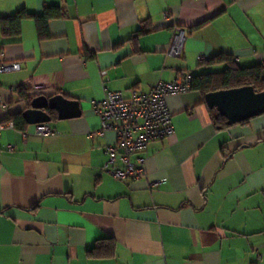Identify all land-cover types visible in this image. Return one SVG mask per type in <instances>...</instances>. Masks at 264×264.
Segmentation results:
<instances>
[{
    "label": "crops",
    "instance_id": "1",
    "mask_svg": "<svg viewBox=\"0 0 264 264\" xmlns=\"http://www.w3.org/2000/svg\"><path fill=\"white\" fill-rule=\"evenodd\" d=\"M52 6L62 16L47 38L34 18L19 36L0 28V64H21L0 73V123L31 106L10 87L34 83L81 114L49 112L45 136L26 120L0 131V264H264V114L218 128L201 92L171 95L175 133L141 152L144 178L125 181L103 171L116 135L93 105L224 69L205 56L264 64V0H0V17ZM176 26L188 31L179 57L167 53ZM107 237L111 256L88 253Z\"/></svg>",
    "mask_w": 264,
    "mask_h": 264
},
{
    "label": "built area",
    "instance_id": "2",
    "mask_svg": "<svg viewBox=\"0 0 264 264\" xmlns=\"http://www.w3.org/2000/svg\"><path fill=\"white\" fill-rule=\"evenodd\" d=\"M163 15L169 16L168 12ZM187 32L182 27H175L167 49L169 55H182ZM209 61V56L202 58L203 63ZM20 68L19 62H6L0 64V73ZM101 74L107 76V69L102 70ZM192 79L193 74L185 72L172 81L160 79L149 92L133 91L128 97L123 90H107L103 99L93 101L95 112L101 118V132L112 131L116 135V143L106 148L108 159L103 166L104 172L125 181H136L146 176V157L141 152L146 150L151 141L163 140L175 133L168 98L190 91ZM43 88V84H32V95H39ZM10 90L17 91L18 87H10ZM6 107V101L0 96V111ZM34 126L36 134L45 136L52 133L48 123ZM8 127L15 128L14 121L0 123V131ZM12 147L9 145L10 149ZM157 183L152 182V185Z\"/></svg>",
    "mask_w": 264,
    "mask_h": 264
},
{
    "label": "trees",
    "instance_id": "3",
    "mask_svg": "<svg viewBox=\"0 0 264 264\" xmlns=\"http://www.w3.org/2000/svg\"><path fill=\"white\" fill-rule=\"evenodd\" d=\"M62 16V10L58 6L46 7L43 14L37 15L28 12L26 9H20L11 16L0 17V28L4 36L15 37L21 34L22 21L26 18H34L37 21L39 33L42 38L49 37V21L52 18ZM211 63L225 65L221 71L200 73L193 75L192 88L206 96L207 93L221 89L241 87L245 85L253 86L257 91H264V64L257 63L252 66H240L232 54L221 53L212 58ZM31 89L23 86L18 87V92L29 102L37 95H32ZM30 91V93H28ZM206 101V100H205ZM213 120L218 128L228 127L227 118L222 116L216 108H210ZM49 112L56 117L54 110ZM14 121L19 129H25L28 123L21 114H14L6 117L2 122ZM245 120L241 123L247 122ZM115 241L112 237L100 238L88 250V253L96 257H108L114 252Z\"/></svg>",
    "mask_w": 264,
    "mask_h": 264
},
{
    "label": "water",
    "instance_id": "4",
    "mask_svg": "<svg viewBox=\"0 0 264 264\" xmlns=\"http://www.w3.org/2000/svg\"><path fill=\"white\" fill-rule=\"evenodd\" d=\"M210 108L227 118V125H234L252 117L264 114V91H257L251 85L221 89L206 94ZM55 110L59 119H66L81 114L78 100L69 99L63 94L53 96L37 95L31 106L23 112L29 124L46 123L52 120L49 110Z\"/></svg>",
    "mask_w": 264,
    "mask_h": 264
},
{
    "label": "rangeland",
    "instance_id": "5",
    "mask_svg": "<svg viewBox=\"0 0 264 264\" xmlns=\"http://www.w3.org/2000/svg\"><path fill=\"white\" fill-rule=\"evenodd\" d=\"M215 70V68H213Z\"/></svg>",
    "mask_w": 264,
    "mask_h": 264
}]
</instances>
